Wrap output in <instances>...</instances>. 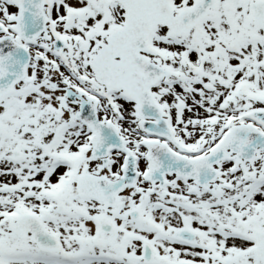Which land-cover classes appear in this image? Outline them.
<instances>
[{
    "label": "snow or ice",
    "instance_id": "obj_1",
    "mask_svg": "<svg viewBox=\"0 0 264 264\" xmlns=\"http://www.w3.org/2000/svg\"><path fill=\"white\" fill-rule=\"evenodd\" d=\"M0 264H264V0H0Z\"/></svg>",
    "mask_w": 264,
    "mask_h": 264
}]
</instances>
